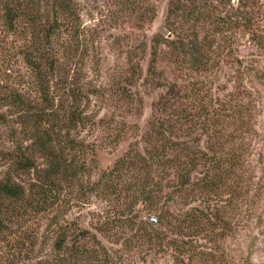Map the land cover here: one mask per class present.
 <instances>
[{"label":"trees","instance_id":"16d2710c","mask_svg":"<svg viewBox=\"0 0 264 264\" xmlns=\"http://www.w3.org/2000/svg\"><path fill=\"white\" fill-rule=\"evenodd\" d=\"M261 4L169 0L164 23L169 36L156 32L148 43L137 34L113 35L118 48L129 45L126 67L109 85L114 105L139 117L143 99L132 87L143 80L164 91L153 103L140 139L96 179L81 182L114 202L91 212L88 227L57 221L50 245L43 247L38 232L24 228V218L58 207L62 183L90 175L89 162L95 161V143L82 131L104 122L94 119L89 108L100 89L86 79L87 71H99L101 30L129 25L141 31L157 8L151 0H108L92 18L109 19L86 26L81 0H0V49L19 48L32 85L20 83L2 98L11 115L3 121L16 142L0 149V162L9 167L0 176V264H124L126 253L145 252V262L148 252L169 250L172 264H217L221 257L216 247L198 238L223 236L217 230L222 216L210 204L204 209L193 203L211 202L220 193L223 171L229 173L238 160L237 147L229 149L223 142L229 135L223 126L242 116L230 100L212 99V94L195 103L191 95L204 96L201 86L191 87L179 73L210 69V50L228 29L249 33L250 41L264 50V33L256 24ZM147 54L145 69L141 60ZM167 59L175 65L171 74L162 66ZM105 125L115 142L127 132L124 119ZM37 162L45 168L31 189L10 173L33 169ZM102 238L120 248L108 247Z\"/></svg>","mask_w":264,"mask_h":264},{"label":"rangeland","instance_id":"374dc122","mask_svg":"<svg viewBox=\"0 0 264 264\" xmlns=\"http://www.w3.org/2000/svg\"><path fill=\"white\" fill-rule=\"evenodd\" d=\"M81 1L83 25L90 26L97 21L103 22L109 19L102 18L101 21V18H92L94 13L100 15L107 6L108 0ZM151 1L157 8V14L151 22L145 24L141 31L129 25L119 28L108 27L109 29H106V24L102 25L106 30H101L99 71H87L86 79L95 83L100 89L101 95H94L91 98L89 108L95 115L94 119L102 118L104 122L99 121L82 131L87 140L95 143V161L89 162L90 175L85 173L79 178L80 180L74 179L73 182H69L70 185L67 182L62 183L63 191L59 195L58 207L54 204L48 212L33 213L24 218V228L38 232V243L43 247L50 245L51 230L57 221L65 225L77 221L88 227L91 212L105 206L109 207L114 202L113 197L106 198L94 191L91 192L81 182L96 179L102 170L110 168L123 155L131 142L140 139V134L144 132L151 115L152 105L164 91L160 87H151L143 80L136 87H132V90H137L143 99L139 117L132 115L135 111L128 114L125 106H115L114 97L112 99L109 93V85L117 79L116 76L120 70L126 67L125 52L129 49V45L118 48L112 43L114 34L120 36L137 34L140 40L145 39L148 43L156 32L170 35V31L164 24L169 0ZM261 1V16L256 24L264 33V0ZM109 34L112 36L107 39L103 37ZM223 35L224 38L219 44H215L217 46L214 45L210 50V56H212L210 69L198 71L193 68L179 73L184 82L190 83L191 87L201 86L204 96L201 95L202 93L191 95L195 103L211 99L212 94V99L219 97L230 100L229 104L237 108L242 116L240 119L228 121L223 126L224 131L230 135V137L224 135L223 142L229 149L233 146L237 147L238 160L234 161V167L229 173L226 170L223 171L221 176L223 185L220 193L211 202L195 201L193 203L204 209L208 208L209 204L219 209L222 222L218 223L217 230L224 235L214 241L201 237L198 239L201 243L206 242L216 247L221 257L217 264H264V50L250 41L249 33L239 29H228ZM18 49V47L0 49V149L13 148L16 142L12 140L11 129L3 121L4 117L9 116V108L2 103L5 92L18 88L20 83L25 85L24 87L32 86L29 83L28 70L22 65ZM147 60L148 54L146 59L141 60L145 69ZM162 66L171 74L175 65L170 64L167 59ZM28 92L32 94L31 96L34 95L31 89ZM207 92L208 95H205ZM122 119L127 123L125 125L127 132L121 140L115 142L113 136L109 135L111 130H107L105 124L110 126ZM134 122L137 124L136 127L132 126ZM239 123L241 127L238 126ZM43 168L45 165L38 163L33 169L23 172L10 171V173L12 172L11 175L16 182L31 189V186L38 183V173ZM8 169L6 162H0V176ZM102 240L108 247L120 248L119 244L113 245L103 238ZM143 253L145 252L141 254ZM127 254H125L127 260L124 264H172L170 250L158 254L148 252L145 262L142 261V255H138L136 251L130 252V256Z\"/></svg>","mask_w":264,"mask_h":264},{"label":"water","instance_id":"95a60500","mask_svg":"<svg viewBox=\"0 0 264 264\" xmlns=\"http://www.w3.org/2000/svg\"><path fill=\"white\" fill-rule=\"evenodd\" d=\"M150 219L155 223L156 222V218L154 216H150Z\"/></svg>","mask_w":264,"mask_h":264}]
</instances>
